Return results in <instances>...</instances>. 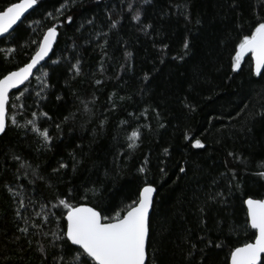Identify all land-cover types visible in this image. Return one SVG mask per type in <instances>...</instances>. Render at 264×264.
<instances>
[{
	"label": "trees",
	"instance_id": "trees-1",
	"mask_svg": "<svg viewBox=\"0 0 264 264\" xmlns=\"http://www.w3.org/2000/svg\"><path fill=\"white\" fill-rule=\"evenodd\" d=\"M16 1L0 0V10ZM262 5L38 0L0 39L2 77L29 61L47 28L58 29L48 60L7 104L0 264H56L60 256L71 264L75 246L56 239L67 212L58 200L112 216L138 200L145 183L157 189L146 264H228L232 249L252 241L244 200L264 197V69L257 75L247 54L233 71L232 57L264 18ZM134 130L140 135L130 148Z\"/></svg>",
	"mask_w": 264,
	"mask_h": 264
},
{
	"label": "snow or ice",
	"instance_id": "snow-or-ice-1",
	"mask_svg": "<svg viewBox=\"0 0 264 264\" xmlns=\"http://www.w3.org/2000/svg\"><path fill=\"white\" fill-rule=\"evenodd\" d=\"M37 3L38 0H19L18 3H12L0 10V36L10 35V30L14 31L13 26ZM65 6V4H62L61 9ZM48 16H52V13H48ZM138 18V15L134 17V19ZM72 20L73 17H67L69 23ZM197 22L199 23V21ZM88 23H92V21H88ZM112 26H116V21H112ZM56 37L57 26L53 24V26L47 28L42 40L38 42V47L29 62L0 77V133H3L6 128V106L9 102V90L17 88L29 79L33 69L52 50ZM34 43L37 42L34 41ZM184 48L185 50L190 48V42L187 39L184 41ZM248 53H251L254 60L255 73L257 75L262 74V69H264V18L256 23L250 35L243 36L236 45L235 54L232 57L233 71L240 69L241 62ZM53 63H58V61H53ZM79 63L77 61L72 66L76 73L80 71ZM43 75L47 76V73H43ZM97 83L100 82L97 81ZM85 109H87L86 104ZM35 115L36 113H33V116ZM43 115L47 116V113H43ZM12 123H16L14 118ZM27 123L32 125V130L39 133L45 141L51 140L47 128L41 130L33 120ZM56 127L59 129L60 126L56 125ZM139 135L140 133L136 130L131 132L129 137L132 141L129 144L130 148L135 147V141L139 138ZM194 145L203 147L199 139L194 141ZM16 159L19 160L20 158L16 157ZM26 166L31 167L30 165ZM60 167L65 168L67 165L61 164ZM53 171L57 170L54 169ZM139 171L145 172L146 167L142 166ZM180 171L183 172L184 168H181ZM33 174L35 175V170H33ZM260 175L264 176V173H260ZM38 178L44 179L43 177ZM156 190L153 184L145 183L140 189L138 200L125 205L124 209L116 210L112 216L102 215V210H97L96 207H91L88 204H72L67 198L59 199L58 203L67 209L66 229L63 231V235L56 236V239H64L70 242V249L72 246H77L71 252V264H89V261H91V264H145L149 215L153 206V194ZM244 203L247 205V224L255 230V239L253 242H246L242 246L232 249L230 264H264V200L249 197ZM20 207H24L23 201L20 202ZM16 214L21 215L19 211ZM37 215H41V213H37ZM45 220H47L46 215ZM25 223H28V221L25 220ZM33 226L40 228V225L37 224ZM21 231L27 232L28 229L24 228ZM53 235L55 236V234ZM208 243L212 244L213 242L209 240ZM41 250L43 251V249ZM54 260H56V264H63L64 256L54 258Z\"/></svg>",
	"mask_w": 264,
	"mask_h": 264
},
{
	"label": "water",
	"instance_id": "water-1",
	"mask_svg": "<svg viewBox=\"0 0 264 264\" xmlns=\"http://www.w3.org/2000/svg\"><path fill=\"white\" fill-rule=\"evenodd\" d=\"M19 2V0L18 1H16V2H14V3H18ZM35 6L36 5H34L33 6V8H31V9H29L25 14H24V16L21 18V20L20 21H18L17 22V24L16 25H14L13 26V29H15V27L35 8ZM47 30V29H46ZM13 30H10V32H12ZM46 32V31H45ZM44 32V33H45ZM8 34H5L4 36H0V39L1 38H3V37H5V36H7ZM44 35V34H43ZM43 35H42V37H41V40H42V38H43ZM57 37H58V29H57ZM57 37H56V40H57ZM40 40V41H41ZM56 40L53 42V45H52V50H53V47H54V45H55V43H56ZM52 50H50V52H49V54H48V56L47 57H45V59L43 60V61H41L40 62V64H38L37 66H36V68H34L33 69V71H32V75L29 77V79L27 80V81H25L24 82V84L25 83H27L32 77H33V75H34V73L36 72V70L44 63V62H46L47 60H48V58L50 57V55H51V53H52ZM34 54V53H33ZM248 54H250V56H251V53H248ZM247 55V54H246ZM30 60V59H29ZM29 62V61H28ZM27 62V63H28ZM26 64V63H25ZM251 64H252V68H253V70H254V60L252 59V57H251ZM23 66V65H22ZM21 66V67H22ZM16 69H14V70H12V71H15ZM263 70V69H262ZM9 72H11V71H9ZM255 72V71H254ZM7 74V73H6ZM5 74V75H6ZM24 84H22V85H19V86H17V88H14V89H10L9 90V97H10V94H11V92L12 91H15V90H19L20 88H22L23 86H24ZM6 108H7V106H6ZM6 117H7V114H6ZM2 133H0V135H1ZM154 196H155V193L153 194V200H154ZM249 198V197H248ZM248 198H246L245 200H247ZM251 198H253V199H257V200H264V197H262V198H254V197H251ZM244 200V201H245ZM244 205H245V208H246V212H247V205L244 203ZM152 209V208H151ZM151 209H150V213H151ZM66 214H67V212L65 213V216H64V219H65V222H66ZM150 216V215H149ZM254 230V229H253ZM255 231V230H254ZM147 239H148V237L146 238V248H147ZM254 239H255V236H254V238H253V240L252 241H250V242H253L254 241ZM70 243V242H69ZM243 245V244H242ZM242 245H239V246H242ZM239 246H237V247H239ZM75 247H77V246H75ZM146 261H147V254H146V258H145V264H146ZM228 264H230V256H229V261H228Z\"/></svg>",
	"mask_w": 264,
	"mask_h": 264
}]
</instances>
